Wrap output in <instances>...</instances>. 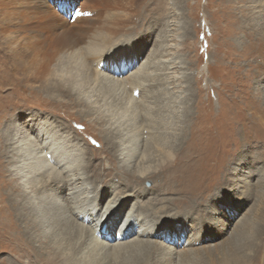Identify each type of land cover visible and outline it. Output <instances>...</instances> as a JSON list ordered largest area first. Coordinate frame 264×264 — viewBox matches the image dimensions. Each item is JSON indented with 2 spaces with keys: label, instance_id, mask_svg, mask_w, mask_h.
<instances>
[{
  "label": "bare ground",
  "instance_id": "6f19581e",
  "mask_svg": "<svg viewBox=\"0 0 264 264\" xmlns=\"http://www.w3.org/2000/svg\"><path fill=\"white\" fill-rule=\"evenodd\" d=\"M247 8L248 19L258 28L257 37L251 38L261 48L256 51L264 61V0H248ZM19 15V37L9 36L5 43L14 56L30 57L21 63L22 91L26 88L36 96L43 92L55 106L66 109L82 104V116L94 115L105 127L103 138L110 153L106 170H95L80 139L44 114L31 119L25 130L18 126L4 130L6 166L18 188L16 238L33 246H28L31 258L25 263L128 264L123 259L133 255L130 264H163L188 251L184 248L197 242L196 229L178 215L208 190L209 186H195L198 166L205 171L214 168L212 172L221 168L223 157H229L228 148H239L237 124L243 139L252 126L263 136L264 101H254L245 87L246 95L240 96L234 89L240 83L236 80L226 108L207 112V123H201V115L192 124L190 112L182 115L177 106L169 112L153 109L148 79L155 75L154 62L144 45L132 48L126 14H107L96 24L101 18L91 19L83 10L68 17L43 0H33ZM252 45L246 44L245 52ZM96 84L114 91L104 101L112 113L100 117L103 105L91 93ZM12 90L16 93L15 87ZM237 106L242 110L234 114ZM170 113L177 123L166 118ZM263 166L256 176L246 171L244 188L251 184L250 176L259 181L257 187L264 186ZM152 178H159L163 188L169 180L186 186L182 189L186 198L174 199L177 210L162 198L145 197L142 183Z\"/></svg>",
  "mask_w": 264,
  "mask_h": 264
},
{
  "label": "rangeland",
  "instance_id": "374dc122",
  "mask_svg": "<svg viewBox=\"0 0 264 264\" xmlns=\"http://www.w3.org/2000/svg\"><path fill=\"white\" fill-rule=\"evenodd\" d=\"M30 1L33 0H0V264H27L30 260L25 261L31 258L28 252L32 249V245H28L25 239L16 238L13 225L16 206L14 197L18 188L6 166L7 154L3 140L5 129L18 126L25 130L31 119L44 114L51 116L60 127H65L80 139L92 158L95 170H106L103 167L106 166V157L110 155L107 140L103 138L105 127L94 115L87 114L83 117L79 112L83 109L82 104L66 109L60 105L55 106L43 92L36 96L26 88L22 91L24 85H21V63L30 57L14 56L5 42L9 36L19 37V11ZM43 1L68 17H74L77 11L82 13V10L91 19L100 17L96 24L102 23V17L107 14H126L127 29L130 32L128 37L134 44L132 48L136 44L144 45L146 53L150 51L154 62L152 69H155V75L148 79L151 84L149 96L153 99L154 110L165 108L164 111L169 112L177 106L182 115L185 111L190 112L192 124L196 118L197 122L198 119L200 121L201 115L204 117V120L201 117V123H207V112L211 110L215 114L219 113V109L226 108L230 86L236 80L241 83L234 87L235 90L238 89L240 96L246 95L245 87L249 89L248 94L254 101H264V61L258 55L261 48L259 49L255 38H251L257 37L258 28L248 19V0ZM246 44H253L251 49L248 48L249 52L244 50ZM12 87H15L16 93ZM93 87L91 93L103 105L97 116L112 113L104 101L114 91L105 85L101 87L96 84ZM236 101L238 102L237 99ZM243 101L242 98V103ZM237 105L242 106L239 102ZM238 106L234 114L238 113L237 109L242 110ZM172 114H168L166 118L177 123L178 119L173 118ZM183 119L184 116L181 120ZM237 127L239 148L233 149V145L228 148L229 157H223L221 168L216 172L211 171L214 168L205 171L198 166V182L196 181L195 186H209L208 190L202 196L193 198L190 208L183 209V212L179 210L178 216L186 217L188 223L194 225L197 242L190 247L186 246L184 249L189 250L182 255L163 260V264H264V186L257 187L259 181L253 177L264 165V134L260 138L259 129L252 126L245 137L247 139H243L240 124ZM186 137H190L189 128H186ZM113 163L119 165L117 162ZM248 170L253 171L254 175L248 177L251 184L244 188L247 180L244 174ZM112 179L114 182L118 180L116 177ZM159 181V178H152L142 183V187L147 189L145 197L162 198L171 209L177 210L174 199L186 198L182 191L186 186L180 184L179 187L176 181L169 180L163 188L158 184ZM184 181L187 184L186 177ZM185 230H188V226ZM163 231L168 234L167 230ZM167 238L165 239L169 240ZM166 243L171 244L168 241ZM133 258V255L128 256L122 263L130 264Z\"/></svg>",
  "mask_w": 264,
  "mask_h": 264
},
{
  "label": "snow or ice",
  "instance_id": "6c2138e0",
  "mask_svg": "<svg viewBox=\"0 0 264 264\" xmlns=\"http://www.w3.org/2000/svg\"><path fill=\"white\" fill-rule=\"evenodd\" d=\"M76 15H80V12H79V11H77V12H76Z\"/></svg>",
  "mask_w": 264,
  "mask_h": 264
}]
</instances>
